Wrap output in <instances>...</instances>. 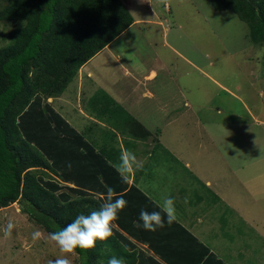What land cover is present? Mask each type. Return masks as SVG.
Masks as SVG:
<instances>
[{
  "label": "crops",
  "instance_id": "obj_1",
  "mask_svg": "<svg viewBox=\"0 0 264 264\" xmlns=\"http://www.w3.org/2000/svg\"><path fill=\"white\" fill-rule=\"evenodd\" d=\"M133 19L135 25L141 22ZM129 35L121 33L80 67L58 97L46 100L126 181L128 234L114 221L112 234L135 264H264L260 134L239 116L230 120L209 105L218 96L213 87L238 98L227 86L167 42V57L174 53L183 62L165 63L153 50L141 54ZM123 37L128 56L112 48ZM126 151L139 166L122 173L118 168ZM81 159L76 181L92 186L78 189L103 203L114 195L105 194L104 180L96 177L105 166L91 152ZM112 177L108 180L116 185ZM62 185L74 198L66 189L74 184ZM165 195L174 197L176 219L168 224L165 218L155 231L143 229L141 209L160 210Z\"/></svg>",
  "mask_w": 264,
  "mask_h": 264
},
{
  "label": "trees",
  "instance_id": "obj_2",
  "mask_svg": "<svg viewBox=\"0 0 264 264\" xmlns=\"http://www.w3.org/2000/svg\"><path fill=\"white\" fill-rule=\"evenodd\" d=\"M6 2L0 8V22L14 27L0 46V208L19 204L48 236L56 230L54 225L63 227L79 213L97 210L102 203L84 197L85 190L78 189L92 184L76 181L77 165L91 152L105 166L96 176L104 180L102 191L109 194L111 188V199L122 196L127 201L113 221L128 234L125 179L46 100L59 96L80 67L132 25L129 9L121 0ZM210 3L215 10H230L245 23L252 43H264V0ZM112 176L117 178L116 185L108 180H115ZM62 182L73 183L74 188L66 189L77 197L64 192ZM73 253L78 264H107L112 255L135 264L116 234Z\"/></svg>",
  "mask_w": 264,
  "mask_h": 264
},
{
  "label": "rangeland",
  "instance_id": "obj_3",
  "mask_svg": "<svg viewBox=\"0 0 264 264\" xmlns=\"http://www.w3.org/2000/svg\"><path fill=\"white\" fill-rule=\"evenodd\" d=\"M121 1L136 22L141 20L124 31L132 34L128 37V42L134 45L132 47L135 50L141 48V54L158 51L165 63L183 62V58L174 53L171 59L167 57L171 52L163 44L167 42L203 68L238 97L213 87L218 96L209 105L228 113L230 120L239 116L245 124L251 123L255 134H260V143L264 144V43L250 41L247 25L230 10L213 9L210 0ZM6 3V0H0V8ZM13 27L12 23L0 22V46L5 45L3 36ZM118 40L112 48L121 49L123 55L128 56L125 37ZM199 78L197 74V85L200 84ZM9 221L13 222L14 228L11 236H5L2 229ZM64 256L70 264H78V256L62 253L19 204L0 208V264H48L49 260Z\"/></svg>",
  "mask_w": 264,
  "mask_h": 264
},
{
  "label": "clouds",
  "instance_id": "obj_4",
  "mask_svg": "<svg viewBox=\"0 0 264 264\" xmlns=\"http://www.w3.org/2000/svg\"><path fill=\"white\" fill-rule=\"evenodd\" d=\"M120 165L118 171H130L132 166L136 164V157L130 151L124 152L120 157ZM70 166V165H69ZM109 193L112 189H108ZM127 204L124 197H118L115 200L109 196L97 210H93L87 214L81 212L76 215L69 223L63 227L56 228L55 231L49 233L50 238L59 247L62 253H73L77 248L86 250L95 246L97 240H105L111 234V222L118 216ZM160 210L148 211L141 209L139 220L142 222L141 227L145 230L155 231L159 227L164 226L165 218L168 224H171L176 219V207L174 197L165 195L162 198ZM14 224L9 221L2 229L5 236H11ZM35 235V234H34ZM48 264H70L69 259L57 257L49 260ZM107 264H124V260L116 255L108 258Z\"/></svg>",
  "mask_w": 264,
  "mask_h": 264
}]
</instances>
